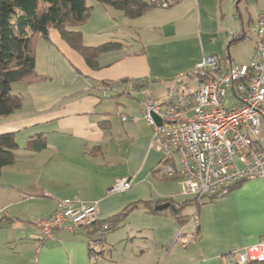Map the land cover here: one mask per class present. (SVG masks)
<instances>
[{
    "label": "crops",
    "instance_id": "crops-1",
    "mask_svg": "<svg viewBox=\"0 0 264 264\" xmlns=\"http://www.w3.org/2000/svg\"><path fill=\"white\" fill-rule=\"evenodd\" d=\"M241 1L180 0L169 8L152 7L140 17L126 18L86 0L89 17L74 29L84 43L122 45L102 54L97 69L89 68L54 29L47 41L37 43L35 70L44 79L14 83L13 94L21 97V106L0 118V135L12 134L17 146L14 164L0 172V264H98L103 257L110 258L106 248L122 242L133 264L137 259L140 264H225L224 255L264 236L263 179L243 181L223 196L202 202L196 230L189 221L181 224L169 207L156 210L157 205L178 206L192 197L181 192L177 179L162 180L154 173L161 156L149 149L151 128L140 112L146 96L158 92L154 97L160 98L173 80L186 76L204 56L228 59L234 65L250 61L256 42L250 30L264 12V0H255L259 9L253 17L242 15ZM230 4L237 15H230ZM231 35L235 37L230 39ZM122 80L134 82L130 95L103 96L102 82ZM137 95L141 98L133 107L128 100ZM106 100L138 112L119 113L122 125L113 126ZM36 141L45 147L34 150ZM121 178L131 180L130 188L109 194ZM66 199L95 202L100 221L131 204L137 207L105 233L101 243L93 244L97 254L91 256L92 237L84 224L38 240L35 222L52 215L57 202ZM146 204L160 212H149ZM195 207L188 203L183 215L191 216ZM179 236L187 240L185 247L177 243ZM136 239L147 248L126 250Z\"/></svg>",
    "mask_w": 264,
    "mask_h": 264
},
{
    "label": "built area",
    "instance_id": "built-area-1",
    "mask_svg": "<svg viewBox=\"0 0 264 264\" xmlns=\"http://www.w3.org/2000/svg\"><path fill=\"white\" fill-rule=\"evenodd\" d=\"M147 1L166 9L180 0ZM250 32L256 42L247 64L204 56L186 76L173 80L160 98L148 95L140 103L141 116L151 128L149 149L161 156L157 176L177 179L181 192L196 200L189 219L193 230L198 227L197 207L202 202L223 196L243 181L264 180V12ZM102 89L105 98L132 93L128 83ZM229 93L236 105L227 109L224 101ZM130 186L129 178H121L108 193L124 192ZM97 216L95 202L61 200L52 215L35 222L38 240L52 239L56 230L92 224ZM107 232L104 224L101 234ZM176 241L182 247L187 244L181 236ZM222 259L225 264H264V236Z\"/></svg>",
    "mask_w": 264,
    "mask_h": 264
},
{
    "label": "trees",
    "instance_id": "trees-1",
    "mask_svg": "<svg viewBox=\"0 0 264 264\" xmlns=\"http://www.w3.org/2000/svg\"><path fill=\"white\" fill-rule=\"evenodd\" d=\"M95 1L105 8L121 12L126 18L140 17L152 8L146 0ZM89 14L90 8L86 0H0V118L10 115L21 106V97L11 92L12 84L31 83L44 79L35 70V47L40 40L49 39L51 29L59 32L62 40L78 52L91 69L98 68V59L102 54L122 46L116 42H108L99 46L86 45L81 32L74 29L82 26ZM127 83L130 84L127 80H122L115 84ZM101 84L115 85L109 82ZM134 86L137 85L134 84ZM116 97L118 96L110 98ZM44 147L42 141L33 143L34 150H41ZM16 148L12 134L0 135V172L2 168L14 164ZM154 173L156 174V169ZM195 202V198H192L178 206L170 203L168 209L181 224H184L189 221L190 216L183 215L182 211L188 203L195 204ZM146 206L153 214L160 212L154 210L149 204ZM136 207L137 204H131L108 219L84 224L88 230L87 234L92 237L89 239L91 256L97 254L96 250L91 248L93 244H99L103 239L102 226L106 224L108 232L115 229Z\"/></svg>",
    "mask_w": 264,
    "mask_h": 264
},
{
    "label": "rangeland",
    "instance_id": "rangeland-1",
    "mask_svg": "<svg viewBox=\"0 0 264 264\" xmlns=\"http://www.w3.org/2000/svg\"><path fill=\"white\" fill-rule=\"evenodd\" d=\"M262 0H258L259 3H261ZM233 4L236 2V0H232ZM258 2H256L255 0H242L239 4V10L240 12L242 13V15H248L250 14L252 17L254 16V14L257 12V10L259 9V4ZM233 4L231 5L230 7V15H237V12L236 10L234 9L233 7ZM224 6V8H223ZM222 6V9L225 10L227 4H224ZM231 18V16H230ZM238 23V22H237ZM250 36V35H249ZM250 39V37H247V40ZM16 85L12 84L11 86V92L14 93V88H15ZM149 93V92H148ZM154 96L155 97H159V96H156V94L158 92H154ZM141 97L139 95L136 96V98H133V99H129V104H131L133 107L137 105V100L140 99ZM106 103H108V111H111V116H110V119H111V124L113 126H119V125H122L120 123V119H119V113L123 112V113H127L128 115H135L137 114V110H126L123 106L122 107H116L115 106V101L114 100H106L105 101ZM224 105L227 109L231 108L232 106L236 105V101L235 99L233 98V96L229 93L224 101ZM188 211V210H186ZM125 245V242H122V245L120 246H117L116 248H106V256L107 257H110V258H104V260H100L98 262V264H133L134 261L133 260H129L128 257H127V252L128 251H123V246ZM128 247L126 248V250L128 248H132L133 249H142L144 248V244H142V246H140L139 244V241L136 239L134 241H129L128 243ZM147 247H145L144 249H146ZM112 259V260H111ZM114 260V261H113ZM142 261H146V259L142 258L141 259ZM136 264H140V261L137 259L136 260Z\"/></svg>",
    "mask_w": 264,
    "mask_h": 264
},
{
    "label": "water",
    "instance_id": "water-1",
    "mask_svg": "<svg viewBox=\"0 0 264 264\" xmlns=\"http://www.w3.org/2000/svg\"><path fill=\"white\" fill-rule=\"evenodd\" d=\"M154 120L156 121V123L159 125L160 124V121L159 119H157L156 117H154ZM169 207V204L168 203H165V204H161V205H157L155 206V209L156 210H164V209H167Z\"/></svg>",
    "mask_w": 264,
    "mask_h": 264
}]
</instances>
